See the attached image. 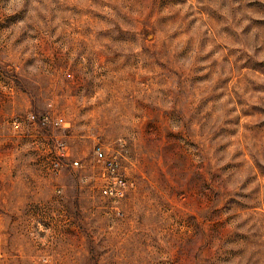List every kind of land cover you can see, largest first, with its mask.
Listing matches in <instances>:
<instances>
[{
    "label": "rangeland",
    "instance_id": "rangeland-1",
    "mask_svg": "<svg viewBox=\"0 0 264 264\" xmlns=\"http://www.w3.org/2000/svg\"><path fill=\"white\" fill-rule=\"evenodd\" d=\"M0 264H264V0H0Z\"/></svg>",
    "mask_w": 264,
    "mask_h": 264
},
{
    "label": "built area",
    "instance_id": "built-area-1",
    "mask_svg": "<svg viewBox=\"0 0 264 264\" xmlns=\"http://www.w3.org/2000/svg\"><path fill=\"white\" fill-rule=\"evenodd\" d=\"M62 123H63V119H58L56 121V125H60ZM94 156L98 162H104L106 160V153H105L103 147H101V146L97 147L95 149ZM76 165H78V163H76ZM115 180H116V182L114 183V185H118L115 192L112 191V188L107 187L103 191L104 195H106V196H112V195L122 196L123 195V189L126 186L125 180L122 177H118V176L116 177Z\"/></svg>",
    "mask_w": 264,
    "mask_h": 264
}]
</instances>
